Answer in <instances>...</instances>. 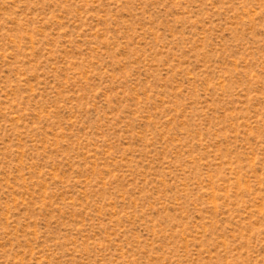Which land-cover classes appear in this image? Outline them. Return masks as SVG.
Segmentation results:
<instances>
[{
	"label": "rangeland",
	"instance_id": "374dc122",
	"mask_svg": "<svg viewBox=\"0 0 264 264\" xmlns=\"http://www.w3.org/2000/svg\"><path fill=\"white\" fill-rule=\"evenodd\" d=\"M0 264H264V0H0Z\"/></svg>",
	"mask_w": 264,
	"mask_h": 264
}]
</instances>
